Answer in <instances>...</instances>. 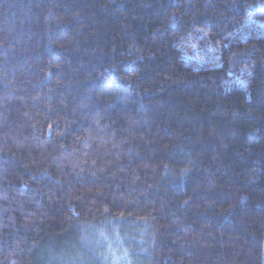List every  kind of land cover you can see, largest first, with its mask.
<instances>
[{
	"label": "trees",
	"instance_id": "1",
	"mask_svg": "<svg viewBox=\"0 0 264 264\" xmlns=\"http://www.w3.org/2000/svg\"><path fill=\"white\" fill-rule=\"evenodd\" d=\"M0 264H264V0H0Z\"/></svg>",
	"mask_w": 264,
	"mask_h": 264
}]
</instances>
